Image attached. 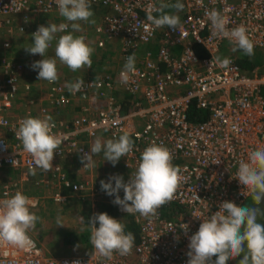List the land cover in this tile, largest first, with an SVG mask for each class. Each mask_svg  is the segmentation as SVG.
<instances>
[{"label":"built area","instance_id":"1","mask_svg":"<svg viewBox=\"0 0 264 264\" xmlns=\"http://www.w3.org/2000/svg\"><path fill=\"white\" fill-rule=\"evenodd\" d=\"M174 2L91 0V5L110 10L96 31L121 45L123 60L134 54L139 61L133 72L123 68L119 73L123 92L134 98L142 95L134 99L129 110H124L126 103L114 92V77L104 74L83 78L84 89L75 94L69 91V84L48 82L51 107L42 106L36 113L32 107L36 100L29 98L24 113L12 117L10 111L17 108L22 88L19 74L26 66L5 56L11 42L2 40L3 32L14 34L17 29L24 33L27 25L16 26L17 16L29 21L58 8L55 0H0V201L17 191L16 179L8 176L11 172L19 174L21 182L29 180L32 157L15 136L20 122L29 116L52 117V131L63 143L54 153L50 171L59 176L71 195L82 200L97 203L102 193L100 183L69 179L58 160L78 156L82 168L90 170L94 157L89 166H84L86 161L81 157L90 153L88 142L103 134L115 139L128 132L134 141L133 151L124 157L130 172L125 182L136 171L142 151L153 143L172 152V163L183 177L175 198L160 207L156 217L134 214L139 240L127 256L114 253L107 260L92 249L86 255L54 257L29 233L34 242L29 249L0 241V264H187L189 238L202 220L218 211L223 201L243 206L251 197L234 177L249 153L264 147V72L247 74L235 55H220L224 43L235 44L230 37L217 34L207 13L218 11L229 30L244 25L254 48L264 49V0H181L180 27L176 31L156 28L149 15H158L161 3ZM143 47L146 49L140 56ZM217 58H228L231 63L224 67ZM25 89L30 92L31 85L26 83ZM76 104L78 113L70 118L62 116L61 110ZM193 106L207 114L206 118L191 120ZM53 198L66 201L59 190ZM118 207L122 214H128ZM185 224L187 232L181 228Z\"/></svg>","mask_w":264,"mask_h":264},{"label":"clouds","instance_id":"2","mask_svg":"<svg viewBox=\"0 0 264 264\" xmlns=\"http://www.w3.org/2000/svg\"><path fill=\"white\" fill-rule=\"evenodd\" d=\"M58 14L69 23L59 25L53 23L40 25L32 33V43L25 51L30 55H40L43 59L32 63L33 70H38L37 80L54 83L59 79L57 62L66 65L73 72L82 68L92 67L91 48L83 36L74 33L81 31V21L95 23L92 19L91 0H55ZM181 0L174 3H161L158 15H149L156 28H170L176 31L180 27V17L165 9H175L178 13L183 10ZM217 34L228 36L235 44V50L245 55H254V44L247 34L244 25L231 30L227 28L224 17L216 10L207 13ZM69 26L71 31H68ZM58 33H63L57 35ZM55 41L54 57L46 53ZM219 63L227 67L231 61L228 58H217ZM129 72L135 70V55H129L124 65ZM85 82L80 79L67 85L73 94L84 89ZM52 117L46 116L24 118L15 132L21 142L23 151L32 157L30 173L36 174V169L43 172L52 170L54 153L58 151L63 138L53 133ZM134 141L128 132L118 138L102 142L97 138L90 145V153H85L81 160L84 166L92 163L95 155L103 152L104 160L115 166L121 157H127L133 151ZM172 152L161 144L153 143L141 153L136 171L131 173L127 182L119 174L111 175L107 181L101 180V190L109 196L115 195L113 203L120 206L128 214H139L144 218H154L158 209L170 203L182 182L181 169L175 166ZM215 161L213 163H218ZM14 163V161L12 162ZM236 178L242 187L249 190L252 197L251 205L237 206L232 201H223L219 210L209 218L203 219L198 230L189 238L187 264H227L241 256L238 264H264V225L258 222L264 219V208L260 205L264 200V147H258L248 155L247 162L239 164ZM114 181V185H113ZM123 190V198L118 194ZM31 200L22 192H16L0 201V241L18 247L29 249L34 242L29 231L34 229L40 217L31 209ZM97 222L99 226L97 227ZM90 243L99 256L111 260L113 254L127 256L131 254L136 237L132 232H125V225L120 219L100 212L91 217ZM57 225H64L58 218ZM188 225L182 229L187 232Z\"/></svg>","mask_w":264,"mask_h":264},{"label":"crops","instance_id":"3","mask_svg":"<svg viewBox=\"0 0 264 264\" xmlns=\"http://www.w3.org/2000/svg\"><path fill=\"white\" fill-rule=\"evenodd\" d=\"M99 7H102V8H99ZM91 9L94 12V16L92 17V19L95 20V23H84L83 21H81L80 23H81V27L84 25H87V27L85 28L88 29V32H87L88 36L84 35L85 42L88 40L89 42H86V43L88 45L89 43H91L92 45L90 44L89 46H91L94 49V52L91 57L92 67L91 68L85 67L76 72H73L66 65L60 64L58 61L57 62V68H58V73H59L58 81L67 85V84H71L75 82L78 79L88 78L89 75H92L89 77H98L100 75L109 74L113 76L114 79L116 80V88L114 90L116 96L120 100L126 103L125 107L129 110V108L132 107L134 99L142 98V95L136 96V98H134V97H130L128 94L123 92L121 78L119 77V73L121 69L125 68L124 65L126 61L123 60L122 58V52L120 49L121 45H119V43L116 40L110 39L105 34H99L96 31V27L99 24H102L105 15L108 12H110V10L106 7L99 6V5H91ZM168 12H173L177 14L179 17L181 16V13H176L175 9L170 8ZM14 22L16 26L20 24H24V23L27 25L28 34H26V36L30 40H33V37L31 34L32 29L38 28L34 26H40V25L47 26L48 24H53V23L57 25L61 23H69L68 21L64 20V18L58 14V10H55L54 12L50 14L33 16L31 20L29 21H24L20 16L19 17L17 16ZM68 31H71L70 26H69ZM80 32H76L74 34L77 36H83L82 33L84 31H82L81 34ZM61 34L63 33H58L57 35L59 36ZM101 35L106 36V38L108 39L107 43L103 42L101 44V41H99V38L101 37ZM158 43H160V40H158ZM54 48H55V41H53L52 47H50L48 52L46 53V58L54 57ZM145 49L146 47L141 48V51L139 53L140 56L144 53ZM21 55H22V58L18 59V61H21L24 63L29 60L30 61L37 60L35 56L32 57L30 56V54H27V56L25 54H21ZM229 55H235L236 57H238L237 56L238 54L236 50L234 51V49L229 50ZM39 57L43 59L42 56L39 55ZM40 58H38V60H40ZM14 61L16 62V60ZM138 62H139L138 60L135 61V63H138ZM25 66H26V70L30 68V66H28L27 63H25ZM29 70H32V69H29ZM25 75L26 73L23 75L26 78ZM46 86L48 87L47 81H46ZM41 100L44 101L45 99L42 98ZM46 101L51 106V102L47 98V89H46ZM68 109L71 111L69 115L72 114V116L73 114H75V112L78 113L80 111V107L77 104L76 106H69L66 110ZM62 116L63 117L67 116L66 113L63 112V110H62ZM101 137L106 138V140L110 139L109 135L107 134H103ZM95 140H93L90 143L88 142V146L94 143ZM121 160L122 162H120ZM58 162L61 164L63 171L67 174L68 178L73 181H79V180L82 181L85 179H90V180H95L100 183L101 180H105L106 178L113 175L112 173H109V172H112L113 170L112 168L108 166L109 164L99 160V158L96 157V155L94 156L93 165L90 170H84L82 168L80 158L78 156L63 157V158H60ZM118 169L124 174L123 177H124V180H126L130 172L124 166V157H121L120 160L118 161ZM33 176L36 177L39 183V186H40L39 187L40 192L38 194L39 196H36V199H35L37 201V205L38 204L40 205L41 198H44V201L48 198L49 201L56 206L55 208L56 211L57 209L62 210V213L60 214L59 219L64 225H61V227L59 228V226H57V223H54V225L47 226L48 228L46 227L43 232L40 227V231L38 232V234H40V237H45V236L50 237V241L47 242V244L45 245L46 247L43 246L41 241L38 240L33 235L40 242V244L45 250V253L47 255L54 256V257H67V256L72 257L76 255H81V254H74L76 251L88 250V254H89L93 249L90 243V240L87 242H83L81 238L79 237V241L77 243L69 244V242L66 239V236H68L71 233L78 235V234H81L82 232H88L91 235V227L88 224L91 217H93L94 214L103 212L104 210L102 207L106 205L114 206V209L117 212H120L118 205L114 204L111 199H105L104 196L106 195L107 197V194L104 191H102L100 197H98L97 203H92L90 200H87V199L82 200L78 198V196L76 195H71V191L69 190V188L63 185V182L59 178V176H56V177L53 176V172L51 171L41 172L39 169L38 171H36L35 175L30 174L29 180L25 182L26 183L29 182L31 180V177ZM58 190L66 195V201L56 202L54 200L53 198L54 192ZM118 194L120 195L121 198H123L124 193L122 189L119 191ZM101 196H103L104 199L101 198ZM110 197L113 198V196H110ZM44 201H42L41 205L43 204ZM72 201L79 202L81 206L83 207H81L80 209L76 207L75 205L71 207ZM32 204L34 205V208H36L35 207L36 204L34 202H32ZM44 207H45V210H47V208L48 209L52 208V207H49L46 203L44 204ZM96 226L97 227L99 226L98 222ZM48 243H51V246H49Z\"/></svg>","mask_w":264,"mask_h":264},{"label":"rangeland","instance_id":"4","mask_svg":"<svg viewBox=\"0 0 264 264\" xmlns=\"http://www.w3.org/2000/svg\"><path fill=\"white\" fill-rule=\"evenodd\" d=\"M99 8H102V7H99ZM34 27H39V26H34ZM85 27H87V25L82 26L81 27V32L79 31L80 34L82 33V31H84L82 33L83 37H84V35L86 36L87 32H88V29H86ZM70 30H71V28H70ZM26 34H28L27 31L23 33L21 31H17V29H16L14 34L6 33V31H4L3 35H2V40H10V42H11V48L6 52L5 56H7L8 58H10L12 60H16V62L18 64L19 63H23V64L27 63V64L30 65V68H28L26 70V67H25V70L22 71L19 74V83H20V86L22 88H21L19 96H18V98H17V100L15 102L17 104L18 108L16 110L10 111V114L13 115L12 117H17V116L22 115L24 113V109H25L26 105H28L27 102H28L29 98L36 100V103H34L33 106H32L33 109H34L33 111L36 112V113L39 112V110H40V108L42 106L51 107L49 105V103L46 101V89L48 90V87L46 86V81L37 80L38 70H33L32 67H31V65H32V63L34 61L33 60H31V61L29 60V61H27L25 63L21 62V61H18V59L22 58L21 54H25L27 56L28 53L25 51L24 47L30 46L31 43H32V40H30L26 36ZM99 41H101V43H103V42L107 43L108 39L106 38V36L101 35V37L99 38ZM86 42H89V41L87 40ZM90 44L91 43H89V45ZM234 48H235L234 45L229 44V43H224L222 48H221L220 55L221 56L229 55V50H233ZM258 50L264 52V49H258ZM98 53H99V51H98ZM30 56H32V57L35 56V58L37 60H38V58H40L39 55H30ZM36 56H38V57H36ZM30 62H32V63H30ZM29 69H32V70H29ZM25 73H26V75H25L26 78L23 76ZM89 76H92V75H89ZM26 83H29L31 85L32 90L30 92L26 91V89H25V84ZM42 98H44L45 100L42 101L41 100ZM17 101H19V102H17ZM63 112L66 113V115H67L65 117L70 118L72 116V114L69 115L71 113V111L69 109L68 110H63ZM100 140L101 141L102 140L105 141L106 138L101 137ZM104 141H102V142H104ZM96 157H98L99 160H101L102 162H106L107 164H109L108 166L113 169L112 172H109V173H112L113 175L114 174H119L121 176L124 175L118 169V162H117V164L115 166H113V164L111 162H109L107 160H104L103 152H101L100 154L96 155ZM120 162H122V160ZM8 176H12L14 179H16V181H17V191L16 192H18V191L22 192L23 194H25L31 200V202H34L36 204L35 205L36 208L33 207L31 210L33 212H35L40 217V220L37 222L35 228L30 230V233L32 235H34L38 240H40L41 243L43 244V246H45L47 244V242L50 241V237H48V236L40 237V234H38V232L40 231V227H41L42 232H43L47 226L54 225V223H57V220L60 217V214L62 213V210L61 209H57V211H56V209H55L56 206L54 204H52L49 201L48 198L45 201H44V198H41V203H42V201H44L43 204L41 205V203H40V205L38 204L39 206L37 205V201L35 199H36V196H39L38 194L40 192V190H39L40 186H39V183H38L36 177H34V176L31 177V180L26 183L25 181L21 182L20 179H19V174L15 173V172H11ZM108 176H109V174H108ZM108 178H106L105 181H107ZM113 185H114V181H113ZM101 192H102V190H101ZM103 196H101V198H103ZM104 197H105V199H111L113 201L114 198H115V195H113V198H111L108 194H107V197H106V195ZM45 203L49 207H52V208L51 209L47 208V210H45V207H44ZM71 204H72L71 207L74 206V205L76 207H78L79 209L81 207H83V206H81V204L79 202H76V201H72ZM251 204H252V197H250L245 202L244 205H251ZM101 206H103V205H101ZM260 207L264 208V200H262V203H261ZM44 219H46V220H44ZM258 222H260L262 225H264V219H260ZM46 223H47V225H46ZM57 226H59V228L61 227V225H57ZM48 245L51 246V243H48ZM74 254L86 255V254H88V250H79V251H76ZM239 259H242V254H241V256L237 257L235 260H229L227 262V264H238Z\"/></svg>","mask_w":264,"mask_h":264},{"label":"trees","instance_id":"5","mask_svg":"<svg viewBox=\"0 0 264 264\" xmlns=\"http://www.w3.org/2000/svg\"><path fill=\"white\" fill-rule=\"evenodd\" d=\"M170 9V8H169ZM169 9H165V12H168ZM237 52V61L238 64L242 67L243 71L247 74H252L254 71L264 72V52L254 48V55L248 56L245 55L242 51L236 50ZM125 111L128 109L125 107ZM190 119L193 121H197L199 119H205L207 114H205L202 110L197 109L193 106L190 110ZM103 212H107L110 216L120 219V221L125 225L126 232H132L137 242L139 240V225L135 221V217L132 214H122L121 212H117L114 209V206L106 205L103 206ZM79 237L83 242H87L90 240V233L82 232L81 234L75 235L74 233L66 236L69 244H75L79 241Z\"/></svg>","mask_w":264,"mask_h":264}]
</instances>
